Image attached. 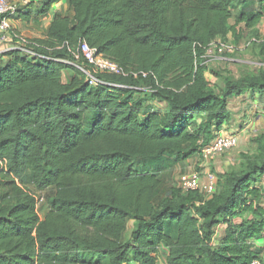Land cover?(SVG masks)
Returning a JSON list of instances; mask_svg holds the SVG:
<instances>
[{"label": "trees", "instance_id": "1", "mask_svg": "<svg viewBox=\"0 0 264 264\" xmlns=\"http://www.w3.org/2000/svg\"><path fill=\"white\" fill-rule=\"evenodd\" d=\"M61 1L47 0L43 13ZM237 3L250 0H70L72 16L55 14L46 37L33 40L45 59L0 56V264H158L162 247L167 264L261 262L250 242L264 240V142L244 156L243 171L221 174L206 201L173 189L157 202L160 178L134 167L189 160L231 120L230 99L264 92V71L226 77L221 90L207 78L209 44L264 21L259 0L230 27ZM82 43L137 73L96 75L130 89L91 86L56 61L85 65L73 56ZM67 69L75 77L64 82ZM149 97L165 113L143 116ZM28 183L52 192L43 217Z\"/></svg>", "mask_w": 264, "mask_h": 264}, {"label": "rangeland", "instance_id": "2", "mask_svg": "<svg viewBox=\"0 0 264 264\" xmlns=\"http://www.w3.org/2000/svg\"><path fill=\"white\" fill-rule=\"evenodd\" d=\"M47 0H44L42 4H45ZM259 0H250L249 5L243 7L240 3L235 4L233 13L234 17L229 21V26L232 27L235 25L237 17L241 13H252L257 12L259 10ZM69 5L67 2L61 6V10L65 11V15L72 16V12L70 9L68 10ZM239 33L237 30V34L229 33L221 39L231 42V43H242V39H251L253 37H257L259 35L264 34V23H261L256 29L247 30L246 27H240ZM259 45H254L247 50L239 52L233 56H227V58L222 59H206V64L210 68L211 72L208 74L207 78L212 86V88L221 90L224 87V78L231 77L233 79H241L243 77L249 75H258L260 72L264 71V55H262V51ZM69 63V62H68ZM71 68H76V70L80 71L82 74L85 75L83 71H81L76 66H71ZM80 68H85L83 65ZM75 74V71L71 72L68 71L65 73V82L66 80L69 81V76ZM256 92V91H255ZM143 112H155L163 114L166 111V105L160 103L156 100H153L151 97L143 105ZM262 111V109H261ZM255 115L252 116L251 124L253 120L258 117V120L254 122L253 129L250 132V135H246L245 141H239L238 146L229 151L228 154L221 157L220 159L217 158L218 162H214L215 160L211 161V166L207 173H204L205 167H202L203 161L201 157L198 155L189 161H184L181 158H177L176 156L168 155L163 157L160 160H153V161H144V160H135L134 167L135 170L139 173H153L156 174L161 180V188L157 195V202L162 199L167 198L170 196L171 190L179 189V179L182 175L190 173V172H200L202 173V177H206L208 174H213L219 180L221 174L225 172H241L245 169L244 167V156H251L257 153L260 143L264 142V115L262 112L255 111ZM144 116V115H143ZM91 117L86 119L87 126L89 125L88 122L90 121ZM199 122V120H198ZM237 126V125H236ZM234 127L232 130L236 131L238 134L241 132L242 129H238V127ZM255 130H258L257 132ZM261 182V181H260ZM259 182V183H260ZM28 190H30L33 194L43 198L45 202L40 203L38 206L39 214L43 217L47 212V204L46 201L49 195L52 194L51 191L45 192L43 194H39L34 186L30 183L27 185ZM202 195L197 194V198H204ZM135 223L132 221L128 225V230L125 233V241H129L131 239V234L134 229ZM223 229H220L219 232H222ZM168 251L162 247L159 258L158 264H167Z\"/></svg>", "mask_w": 264, "mask_h": 264}, {"label": "built area", "instance_id": "3", "mask_svg": "<svg viewBox=\"0 0 264 264\" xmlns=\"http://www.w3.org/2000/svg\"><path fill=\"white\" fill-rule=\"evenodd\" d=\"M41 0H0V45L7 46L6 53L13 50H20L29 58L45 59L44 56L38 55L34 47L38 44L33 40L26 38L22 35L15 34L13 32L12 20L19 15L22 8L29 6L31 3L40 2ZM242 43H231L221 38L214 40L206 49L203 58L206 59H224L227 56H233L239 52L247 50L254 45L264 44V34L251 39H242ZM77 61L83 60L85 68L77 66L86 75V81L91 86H104L115 89H130L122 85H116L99 80L97 74L115 75L128 77L133 76L137 78L138 74L133 71L127 72L117 63L106 58L100 54L97 49L91 48L88 44H80L76 53L73 54ZM63 62L65 60H56ZM68 62V61H67ZM89 68V69H87ZM143 77H147V74H143ZM239 144L238 135H222L215 134L213 140L201 148L200 154L203 160L211 161L217 157L235 149ZM218 185V179L213 174H208L206 177H202L200 172H190L184 174L179 179V190L185 194L198 192L204 200L211 199L216 193ZM41 201L44 199L41 198ZM252 264H261L259 260H255Z\"/></svg>", "mask_w": 264, "mask_h": 264}, {"label": "crops", "instance_id": "4", "mask_svg": "<svg viewBox=\"0 0 264 264\" xmlns=\"http://www.w3.org/2000/svg\"><path fill=\"white\" fill-rule=\"evenodd\" d=\"M70 0H62L60 3L54 5L52 9L49 11V13L44 14L43 13V8L44 4L42 2H35L32 3L31 6L22 8V12L17 15L13 20H12V26H13V32L18 35H22L26 38H29L31 40H36V39H44L47 35V31L53 21L54 15L59 13L65 15V11L61 10V6L67 2L69 5ZM70 9V6L68 7V10ZM264 23V21L262 22ZM240 27H244V25H240L236 29L238 30L241 29ZM7 46L5 45H0V56L6 53ZM3 61L7 60L5 57L2 59ZM62 63L71 65L70 63L67 62V60L63 61ZM74 66V65H73ZM77 67V66H76ZM68 71L73 72L70 69H67L63 73V79L65 82V73ZM74 74V73H73ZM69 81H71L74 77L75 74L72 76L68 75ZM66 82H68L66 80ZM262 109V111H261ZM228 110L230 111L231 114V120L225 124L218 133L216 134H222V135H238L239 141L243 142L246 139V135H250L251 130L253 129L254 122L258 120V117L252 120V116L255 115V111L257 112H262L264 115V92H258V91H246L239 97H235L233 99H230L228 101ZM237 125V126H236ZM238 127V129H242L240 133L238 134H233L236 133V131H233L232 129L234 127ZM256 132L258 130H255ZM229 152L217 157L220 159L221 157L225 156ZM200 156L201 154H197L193 156L192 158L196 156ZM190 158V159H192ZM214 161L215 163L218 162V160ZM189 159V160H190ZM187 160V161H189ZM202 167H205L204 173H207L211 164V161H205L202 159ZM214 164V163H213ZM259 187L262 188L263 191V197H264V177L261 179V182L258 184ZM261 207L264 209V198H263V203L261 204ZM220 229L225 230V226L221 225ZM256 250H260V260L262 264H264V240L262 239H254L250 242Z\"/></svg>", "mask_w": 264, "mask_h": 264}]
</instances>
